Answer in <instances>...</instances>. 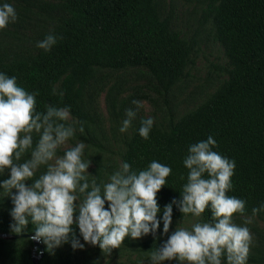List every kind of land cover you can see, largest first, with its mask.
Segmentation results:
<instances>
[{
    "label": "trees",
    "instance_id": "16d2710c",
    "mask_svg": "<svg viewBox=\"0 0 264 264\" xmlns=\"http://www.w3.org/2000/svg\"><path fill=\"white\" fill-rule=\"evenodd\" d=\"M205 3L204 18L211 20L227 58L226 80L201 104L171 122L167 130L154 124L148 139L139 135L144 118L140 119L120 156V164L127 162L133 170H144L153 160L172 169L156 196L157 219L161 221L157 230L163 226L164 207L181 199L188 175L183 160L189 146L210 135L217 142L213 150L235 161L233 189L228 195L244 200L246 212L233 218L252 216L253 208L264 205V0ZM63 7L68 16L60 18L51 32L58 38L52 49L0 58V73L15 77L29 93H38V111H45L48 105L70 107L71 116L84 122V133L77 136L100 147L83 105L85 88L96 70L144 67L167 93L184 77L192 47L170 29L167 20L159 18L154 0H63ZM107 172L108 166L95 162L92 176L101 186ZM189 216L192 214H182L173 205L172 221ZM201 219L212 220L210 208ZM14 223L11 213L0 214V234L34 235L31 221L19 234L11 229ZM72 236L85 243L75 223L69 243L52 252L40 241L43 255L37 264H73ZM32 247L28 238H0V262L32 264Z\"/></svg>",
    "mask_w": 264,
    "mask_h": 264
},
{
    "label": "clouds",
    "instance_id": "9594fccd",
    "mask_svg": "<svg viewBox=\"0 0 264 264\" xmlns=\"http://www.w3.org/2000/svg\"><path fill=\"white\" fill-rule=\"evenodd\" d=\"M17 19L11 4L0 6V30ZM57 40L49 34L36 47L48 52ZM37 95L19 86L15 77L0 73V175L6 170L10 173L0 188L14 205L12 231L23 232L31 221L35 225L32 239L42 241L49 252L69 243L74 222L85 243L109 253L126 237L135 240L155 234L161 222L157 219L160 208L156 196L172 169L155 160L144 170H133L123 162L101 186L88 174L91 160L84 158L87 145L79 141L67 146L77 132L84 133V122L73 118L67 106L48 105L45 111H38ZM132 104L135 109L126 110L121 133L132 126L142 106L137 100ZM153 125L154 118L141 120L139 135L148 139ZM34 135L38 136L35 146ZM216 146L211 135L189 146L183 160L187 182L181 199L163 209V233H168L172 223L173 205L182 214L197 218L210 208L212 220L197 222L191 230L176 228L167 242L151 253L152 264H246L253 236L248 227L233 222L234 214H245L246 202L228 195L236 165L214 151ZM62 148L63 155H58ZM26 154L29 158L24 159ZM42 167L45 171L34 179ZM27 181H32L30 186ZM262 211L264 205L253 208L245 224ZM83 246L72 236L73 249Z\"/></svg>",
    "mask_w": 264,
    "mask_h": 264
},
{
    "label": "rangeland",
    "instance_id": "374dc122",
    "mask_svg": "<svg viewBox=\"0 0 264 264\" xmlns=\"http://www.w3.org/2000/svg\"><path fill=\"white\" fill-rule=\"evenodd\" d=\"M5 3L15 8L18 19L0 30V58L38 52L41 49L36 47L37 42L51 34L60 18L68 16L63 7V0H0V6ZM205 4V0H154L159 18L167 20L170 29L176 31L181 39L192 47L191 63L184 70V77L167 93L161 90L144 67L97 69L87 84L83 105L91 117L90 131L100 147H93L79 138L78 132L67 146H75L79 141L87 145L84 158L91 160L87 170L89 175H92L95 162L108 166L102 185L108 182L112 173L120 169L121 153L140 119L154 118V124L158 128L167 130L171 122L201 104L226 80L227 58L215 38L211 20L204 18ZM133 100L141 101L142 106L132 126L127 132L121 133L119 129L122 121L126 119V110L135 109ZM37 140L38 136L34 135V145ZM63 151V148L59 150L58 155H63ZM27 158L29 156L26 154L24 159ZM43 171L45 169L42 167L36 176ZM9 175L8 170L0 175V183L8 179ZM26 185L30 186L31 181H27ZM82 199L83 197H80V200ZM13 207L11 198L6 197L0 188V214H10ZM107 207L106 202L105 208ZM247 217L251 216L233 218L237 225L248 227L253 236L246 264H264V214L252 218L250 224H245ZM197 222H202L201 217L192 215L172 221L168 233H163L162 226L155 234L149 233L139 239L126 237V242L119 248L112 249L110 253L101 250L98 245L81 243L83 248L71 250L72 263L152 264L151 253L156 250L152 246L161 247L176 228L185 227L191 230ZM162 264L177 262L164 261Z\"/></svg>",
    "mask_w": 264,
    "mask_h": 264
},
{
    "label": "water",
    "instance_id": "95a60500",
    "mask_svg": "<svg viewBox=\"0 0 264 264\" xmlns=\"http://www.w3.org/2000/svg\"><path fill=\"white\" fill-rule=\"evenodd\" d=\"M32 236L33 235H29V234L28 235L20 234V235H14V236L0 234V238H7V239L28 238V239H31L32 244H33V248L31 251V262L32 264H37L39 258H41L43 255V247L40 244V241L32 239Z\"/></svg>",
    "mask_w": 264,
    "mask_h": 264
}]
</instances>
